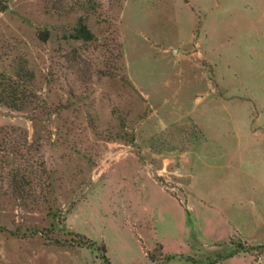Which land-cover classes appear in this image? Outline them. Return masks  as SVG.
<instances>
[{
    "label": "rangeland",
    "instance_id": "1",
    "mask_svg": "<svg viewBox=\"0 0 264 264\" xmlns=\"http://www.w3.org/2000/svg\"><path fill=\"white\" fill-rule=\"evenodd\" d=\"M23 67L0 264H264V0H0Z\"/></svg>",
    "mask_w": 264,
    "mask_h": 264
},
{
    "label": "trees",
    "instance_id": "2",
    "mask_svg": "<svg viewBox=\"0 0 264 264\" xmlns=\"http://www.w3.org/2000/svg\"><path fill=\"white\" fill-rule=\"evenodd\" d=\"M71 38L74 40L89 41L92 39V34L80 20L72 30ZM32 80V74L25 68H20L18 73L14 76L0 77V103L6 108L20 112L21 109L27 105L35 104L36 98L26 86ZM101 254L103 260L105 258V248L100 245L96 249Z\"/></svg>",
    "mask_w": 264,
    "mask_h": 264
},
{
    "label": "built area",
    "instance_id": "3",
    "mask_svg": "<svg viewBox=\"0 0 264 264\" xmlns=\"http://www.w3.org/2000/svg\"><path fill=\"white\" fill-rule=\"evenodd\" d=\"M261 257H263V258H264V252H263V254L261 255Z\"/></svg>",
    "mask_w": 264,
    "mask_h": 264
}]
</instances>
